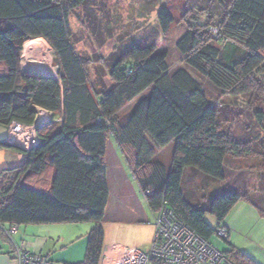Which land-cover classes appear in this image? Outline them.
Segmentation results:
<instances>
[{
	"label": "trees",
	"instance_id": "obj_1",
	"mask_svg": "<svg viewBox=\"0 0 264 264\" xmlns=\"http://www.w3.org/2000/svg\"><path fill=\"white\" fill-rule=\"evenodd\" d=\"M208 1L217 4L221 17L207 14L204 22H189L176 44L185 68L172 70L168 51L158 47L155 37L113 54L104 76L97 72L93 80V62L76 50L70 25V16L88 0H0V127L13 122L33 126L38 117L33 107L62 118L61 123L37 129L39 143L30 151L0 143V150L26 157L2 174L0 226L94 224L86 256L74 264H101L102 222L110 200L106 149L111 135L128 148V162L155 215L165 205L210 242L217 230L206 222L207 214L217 219L219 228L244 201L264 217L263 187L256 192L259 198L226 191L205 205L185 188L187 172L222 183L228 178L229 160L255 155L252 142L224 131L220 109L191 72L223 94L260 90L264 0ZM158 21L162 33H167L174 17L162 7ZM34 39H44L54 50L58 77L22 70L24 44ZM126 106L129 111L122 120ZM256 117L264 128V113L257 112ZM173 142L167 172L155 158ZM258 156L264 158V153ZM42 179L45 183L39 184ZM225 254L235 264H258L235 248Z\"/></svg>",
	"mask_w": 264,
	"mask_h": 264
},
{
	"label": "rangeland",
	"instance_id": "obj_2",
	"mask_svg": "<svg viewBox=\"0 0 264 264\" xmlns=\"http://www.w3.org/2000/svg\"><path fill=\"white\" fill-rule=\"evenodd\" d=\"M162 7L168 8L174 17L167 33H162L159 27L158 12ZM207 14L220 18L221 9L208 0H88L70 16V25L76 50L82 58L93 62L92 76H97V72L104 76L103 68L113 54H120L134 44L152 42L155 37H158V47L168 51L170 67L176 71L185 68L176 48L178 40L188 29L189 22H204ZM22 56L24 65L29 69L41 68L44 71L42 74L58 77L55 52L47 42L26 44ZM191 73L206 90L211 103L220 109V123L224 131L231 132L241 141L252 142L255 155L229 160L228 178L222 183L205 181L187 172L185 188L198 195L199 205H205L216 193L220 196L226 191L247 192L259 198L256 192L264 188V158L258 156L259 152L264 153V128L259 124L256 113H264V70L257 77L260 90L240 96L223 94L199 74ZM128 111L126 106L120 119L124 120ZM37 120L43 124L46 122L42 114ZM173 146V143L168 145L162 154V157H170V162ZM142 201H145L143 196ZM229 217L226 221L231 219L236 225L233 231L231 229L229 241H224L216 233L211 243L224 253L235 248L256 263L264 264V217L254 210L237 214L234 211ZM205 220L217 230L219 224L214 216L207 214ZM153 237L151 229H142L143 249H149ZM132 239L135 241V238Z\"/></svg>",
	"mask_w": 264,
	"mask_h": 264
},
{
	"label": "crops",
	"instance_id": "obj_3",
	"mask_svg": "<svg viewBox=\"0 0 264 264\" xmlns=\"http://www.w3.org/2000/svg\"><path fill=\"white\" fill-rule=\"evenodd\" d=\"M43 42L46 41L44 39H34L26 42L24 46L26 44ZM23 58L24 56H22L21 62L23 71L31 72L32 70H36L26 67ZM36 71L44 72L41 68ZM95 77L92 76V79L94 80ZM108 79V76H106V83L111 87L112 84H109ZM33 108L37 111L38 115L42 114L46 118V124L44 123L43 125L61 123L62 121L61 117L54 118L53 114L47 110L38 107ZM173 144L171 162L175 147L174 142ZM124 147L126 146L120 144L113 135L109 137L106 149V161L110 200L106 208L104 221L102 222L105 233L104 253L118 252L125 248H142V229H151V236L155 232L156 215L152 213L146 202L139 180L128 162L126 155L128 148ZM165 148L156 156L155 162L166 167L167 172H169L171 169L170 157H162ZM25 159V155L6 149L5 161L10 169L20 166ZM148 172L149 174L151 173V171ZM36 178L33 176V179ZM44 183L43 179L39 181V184ZM142 196L145 201H142ZM143 202L144 205H142ZM242 202L244 201L239 202L234 207L229 216L234 211L236 214L242 211L251 212V210L256 212L250 204L244 202L245 205H241L243 204ZM229 216L228 218H230ZM226 223L230 226V232L231 229L233 231L236 228L233 220L229 219ZM93 228L94 225L88 224L26 225L19 226L18 232L12 239L0 228V264H17L14 253L16 245H23L31 253L48 258L52 264L82 262L88 248V237ZM132 229H135V231H132ZM132 238H135V241Z\"/></svg>",
	"mask_w": 264,
	"mask_h": 264
},
{
	"label": "built area",
	"instance_id": "obj_4",
	"mask_svg": "<svg viewBox=\"0 0 264 264\" xmlns=\"http://www.w3.org/2000/svg\"><path fill=\"white\" fill-rule=\"evenodd\" d=\"M219 38L217 31H214ZM13 122L8 127V144L18 150L30 151L39 143L37 127ZM145 195V193H143ZM148 194V192H146ZM6 235L12 239L18 232V226L4 228ZM230 226L225 223L217 229V235L227 241L230 237ZM17 264H52L41 255L33 254L23 245L15 246ZM101 264H235L230 258L210 241L195 233L184 224L165 205L155 217V232L148 250L143 248H125L118 252H103Z\"/></svg>",
	"mask_w": 264,
	"mask_h": 264
},
{
	"label": "water",
	"instance_id": "obj_5",
	"mask_svg": "<svg viewBox=\"0 0 264 264\" xmlns=\"http://www.w3.org/2000/svg\"><path fill=\"white\" fill-rule=\"evenodd\" d=\"M32 73H36L38 71L36 70H32L31 71ZM39 127H37L38 129ZM8 128L7 127H0V143H6L9 147L11 148H15L14 146L8 144L7 140H8ZM25 151V150H24ZM5 152H6V149H1L0 150V180H1V177H2V174L10 169L8 166H7V163L5 161Z\"/></svg>",
	"mask_w": 264,
	"mask_h": 264
},
{
	"label": "bare ground",
	"instance_id": "obj_6",
	"mask_svg": "<svg viewBox=\"0 0 264 264\" xmlns=\"http://www.w3.org/2000/svg\"><path fill=\"white\" fill-rule=\"evenodd\" d=\"M37 70V69H36Z\"/></svg>",
	"mask_w": 264,
	"mask_h": 264
}]
</instances>
